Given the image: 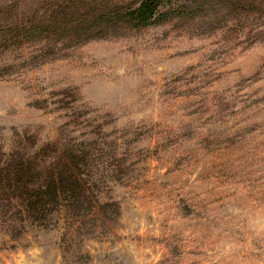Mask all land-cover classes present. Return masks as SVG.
Returning <instances> with one entry per match:
<instances>
[{
	"label": "rangeland",
	"instance_id": "obj_1",
	"mask_svg": "<svg viewBox=\"0 0 264 264\" xmlns=\"http://www.w3.org/2000/svg\"><path fill=\"white\" fill-rule=\"evenodd\" d=\"M137 1L0 0V264H264V13Z\"/></svg>",
	"mask_w": 264,
	"mask_h": 264
},
{
	"label": "trees",
	"instance_id": "obj_2",
	"mask_svg": "<svg viewBox=\"0 0 264 264\" xmlns=\"http://www.w3.org/2000/svg\"><path fill=\"white\" fill-rule=\"evenodd\" d=\"M194 1L196 5L195 12L189 11L188 6H182L175 2V0H139L137 2H127L123 4L118 2H109L107 4H102L99 8L98 5L90 6L89 4H86V12L88 13V15L78 20H70L71 22H68L67 25L79 29L91 30L92 28H90L89 26L90 23L94 21H103L108 25L104 26L105 28L101 27L102 29H106L110 26H114L116 28H120V26L129 28H143L165 21L169 16L185 15V17H187V19L189 20L207 19V24L210 25V30H212L218 29V26H214V23H219V18L221 16L226 17L225 15L223 16L222 13H238L237 8L233 6V0H219L220 2H227V6H224V8L222 9L216 8V5L213 4V0ZM236 1L237 3L241 2L242 4H244V7L246 8L244 13L250 12L251 15H255L254 13H257L260 14V16L262 15V13H264V4L262 3V1ZM161 8L162 10H160ZM232 17V19H237L235 18V16ZM55 20V18H50L49 21ZM237 22H240V20H237ZM39 29V24H35L29 30L32 37L35 36L34 32L38 33ZM53 193L54 189L48 194V191L43 188L39 195V199L43 200L42 204H44L45 202L44 199H47Z\"/></svg>",
	"mask_w": 264,
	"mask_h": 264
}]
</instances>
